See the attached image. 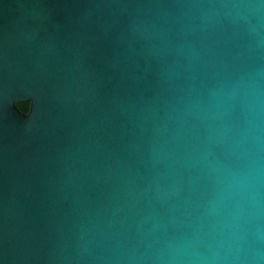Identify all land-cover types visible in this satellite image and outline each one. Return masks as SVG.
<instances>
[{
  "label": "water",
  "instance_id": "95a60500",
  "mask_svg": "<svg viewBox=\"0 0 264 264\" xmlns=\"http://www.w3.org/2000/svg\"><path fill=\"white\" fill-rule=\"evenodd\" d=\"M0 264H264V0H0Z\"/></svg>",
  "mask_w": 264,
  "mask_h": 264
},
{
  "label": "trees",
  "instance_id": "16d2710c",
  "mask_svg": "<svg viewBox=\"0 0 264 264\" xmlns=\"http://www.w3.org/2000/svg\"><path fill=\"white\" fill-rule=\"evenodd\" d=\"M17 108L22 112H26L28 109V102H19L16 104Z\"/></svg>",
  "mask_w": 264,
  "mask_h": 264
}]
</instances>
